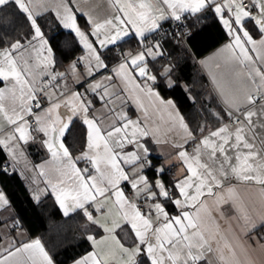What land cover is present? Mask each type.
Here are the masks:
<instances>
[{
	"label": "snow or ice",
	"instance_id": "1",
	"mask_svg": "<svg viewBox=\"0 0 264 264\" xmlns=\"http://www.w3.org/2000/svg\"><path fill=\"white\" fill-rule=\"evenodd\" d=\"M104 2L110 11L102 17L80 7L81 0H0V12L10 9L14 17L0 16V153L8 157L0 160V173L15 171L25 158L24 145L37 142L34 133L39 134V145L50 156L37 166L39 175L46 176L45 165L56 173L44 180L41 191L47 195L50 189L64 216L81 218L82 235L91 245L73 264H213V259L241 264L237 246L245 255L249 249L264 250V210H250L239 193L241 186L257 189L264 209V0ZM48 13L75 34L86 53L65 71L55 70L53 47L42 27ZM79 17L85 18V28ZM189 17L191 27L213 19L228 40L216 54L215 71L209 70L212 107L202 105L218 124L215 129L182 114L157 90L161 83L175 85L173 65L149 66V57L163 56L160 42L149 43V34L164 21ZM130 36L141 50L115 54L119 62L113 71L121 85L108 76V84L95 81L85 89L103 102L105 111L97 115L93 100L72 90L68 80L79 82L81 65L89 77L107 68L106 53ZM201 64L208 67L207 61ZM128 102L140 113L135 119L123 110ZM77 120L86 127L79 154L73 155L66 139ZM150 142L174 150L166 160L180 165L172 180L166 182L167 169L149 159ZM81 162L85 166H78ZM33 198L39 201L40 192ZM8 205L0 191V209ZM241 236L255 245L245 246ZM0 264L55 262L35 238L18 246L9 242L0 250Z\"/></svg>",
	"mask_w": 264,
	"mask_h": 264
},
{
	"label": "trees",
	"instance_id": "2",
	"mask_svg": "<svg viewBox=\"0 0 264 264\" xmlns=\"http://www.w3.org/2000/svg\"><path fill=\"white\" fill-rule=\"evenodd\" d=\"M10 11L9 9L5 12H0V16H7L9 20L14 19L13 16L8 15ZM46 17V19L41 21L42 27L50 38V43L53 47L56 62L55 70L60 71L76 58L81 46L77 43L76 37L72 32L64 30L58 24L54 18V13H48ZM78 21L80 24H85L83 17H79ZM18 23L19 21H17ZM218 28V23L214 20L202 25L191 33L190 37L187 35L186 41L188 45L181 38L167 37L165 39L167 40L166 42L171 44L169 47L170 55L157 58L151 66H154L155 69H160L165 63H170L174 66L173 78L175 85L172 88H166L161 83L158 88L164 96L170 97L175 101L182 114L195 116L198 123L206 120L211 128L218 124L204 112L202 105L209 108L212 107L214 94L193 60L192 54L194 51L199 53L215 46L222 37V33H219ZM6 31L11 33L12 28L9 27ZM131 38H127L129 43H131ZM127 43L120 42L119 46L122 48H119H125ZM136 47H139V45L132 44L131 49ZM105 57L109 64L117 61L115 55L109 58L108 53H106ZM158 60H160V64H157ZM192 97L195 99H192ZM197 113L199 114L198 116ZM226 120L227 118L224 121ZM76 123L78 127L73 129L66 139V144L73 151V155L79 152L81 132L85 129V126L79 120ZM26 148L27 156L16 166L15 171L9 168L10 171L7 174L0 173V184L14 210V216L11 221L0 216V241L5 231L2 229L3 226L14 220V223L12 222L13 225H9L11 230L16 225V227L23 229L27 236L38 235L56 264H68L87 252L91 248L90 242H87L82 235L81 218L75 213L67 217L64 216L51 193L49 192L45 195L41 191L45 188V184L35 167V162L43 158L45 152L39 142H30L26 145ZM6 159H8L6 153H0V160ZM150 159L155 166L159 163V158L156 156ZM25 164L28 165L27 168ZM153 174V171H147V175L150 178ZM172 179V171H166L164 180L167 182ZM36 192H40L39 201L33 198V194ZM168 210L170 212L175 211L171 205H168Z\"/></svg>",
	"mask_w": 264,
	"mask_h": 264
},
{
	"label": "crops",
	"instance_id": "3",
	"mask_svg": "<svg viewBox=\"0 0 264 264\" xmlns=\"http://www.w3.org/2000/svg\"><path fill=\"white\" fill-rule=\"evenodd\" d=\"M80 7L84 8L86 11L92 10L94 15L98 14V15H100L102 17L105 16V15H107L109 13V11H110L108 9V7H107V4L104 2V0H88V3H84L83 0H81ZM84 20H85V18H84ZM212 20L213 19L209 18L207 20H203V21H201L199 23H196L194 27H191L190 25L193 22V18L192 17H189V19L187 21H185V27H184V30H185V33H186V37H187L188 31H190L191 33H193L196 29H199L202 25H204V24H206L208 22L210 23ZM167 21L162 22V26ZM78 23H79V21H78ZM80 26L82 28H85L86 27L85 24H80ZM218 26H219V28H218L219 29V33H222V35H221L222 37L220 38L219 42L215 46H213L209 50L201 51L199 53H197L196 51H194L195 54L193 52H191V53H193L192 54L193 60L195 61L197 67L200 69V71L204 75L205 80H206L209 88L211 89V91L213 92L214 95H215V93L213 91V85H212L211 78H210V75H209V70L215 71L213 65H214L215 60L217 59L216 54L223 47V45L228 42V40L226 38L225 31L222 29V26L219 23H218ZM62 28H63V26H62ZM63 29L70 31L69 29H65V28H63ZM152 35H153V33L149 34L148 40H149V38ZM165 39H163L162 41H159V42L161 44V51L163 52V56L164 57H168L170 55L169 54V47L171 46V44H169L168 42H166L167 40H165ZM155 42L156 41H152V42H149V43H155ZM131 43L132 44H137V41L135 39L131 38ZM131 43L128 42L126 44L125 48L121 49V51H125L126 52V51H129V50H132L133 53L135 54L136 51L141 50L140 47H136L134 49H131V47H132V44ZM186 45H188V44L186 43ZM120 48H122V47H120ZM115 53H118V52H116L115 49H114V52L113 53H108V57L109 58L112 57L113 55H115ZM85 54H86L85 53V50L81 46V50H80L79 54L76 56V58H79L81 56H84ZM148 60H149V66L151 67L153 65V60L150 57L148 58ZM159 61L160 60H158L157 64L159 63ZM201 61H207L208 67H205L204 65H202L201 64ZM105 62L107 63L108 67L107 68H104V69H100L92 77L87 76L83 65H81V67L78 69L79 72L81 73V78H80L79 82H75L70 77L69 80H68L69 87L72 90H74V91H79L81 93H85V89L88 88L89 84H91V83H93L95 81H100V82H102L104 84H108L109 81L106 80V79H104L105 77H108V76H112L113 77V80L111 81V83L113 85L120 86L121 85V81L119 80L118 77H115L114 71H113L116 68V66H117V64H118L119 61L117 60V61L109 64L107 62V58L105 57ZM166 64H170V63H165V64H163V66L166 65ZM67 65L62 70H60V71H63L67 67ZM163 66L160 69H162ZM113 90L114 89H112V88L109 89L110 92L113 91ZM157 90L160 92L161 96L164 99H172L170 97L164 96L163 93L161 92V90L159 88ZM85 94L88 95L89 98L93 100V104H94L93 111H95L97 113V115L102 114L105 111L104 110V107H103V102L100 101L99 98L97 96H94L91 92H88V93H85ZM47 106H48V102L46 100L43 101V107H47ZM177 107H178V105H177ZM123 110L126 111L128 113V115L131 118H133V119L137 118V116L140 115V113L136 110L135 105H133L131 102H128L127 104H125L123 106ZM37 111H39V110H37ZM61 111H65L66 112L67 109L62 108ZM223 122L224 123H229L227 120L226 121H223ZM217 126L212 127V129H215ZM162 127H163V125H162ZM34 135L37 136V141H39V134H35L34 133ZM148 147L150 149L149 159L151 157H153V156H156L157 158H159V163L156 165V167H160L161 165H163L166 169L171 170L173 177H175L178 174L180 165H179V163L177 161H172L170 163H167L166 162V160L169 159L168 154L170 152H173L174 151L170 147V145H157L155 143H151L150 142L149 145H148ZM187 147H188V150L191 152L192 145L189 144ZM24 150H25V157H26L27 156V148H26V145H24ZM43 150L45 152L44 157L41 158V159H39V160H37L35 162V167H36V169H37L38 172H40V168L37 167V166L38 165H44V162L46 160H49L50 159V156L47 153V151L45 149H43ZM77 154H79V152L76 153V154H74V155H77ZM78 166L83 167L85 165H84L83 162H81ZM44 171L46 173V176H41V178L43 179V181L45 179H55L56 178V173L52 170V168H51L50 165H45L44 166ZM0 191H3L5 193V191L3 190L1 184H0ZM49 192H50V189H49ZM239 193H240V196H241V199H242L243 203L246 204V205H248L249 208H250V210L251 209H255V212H260V211L264 210L261 207V198H260V195H259V192H258L257 189H255V188H249L247 186H241L239 188ZM52 197L55 200V198H54L53 195H52ZM5 208L11 210V212H12L11 218H12L14 216V210H13L12 206L10 205V202H9V205L7 207H5ZM3 209L4 208L0 209V212ZM61 212H62V210H61ZM62 214H63V212H62ZM12 222H11V224L13 225L14 222L13 223ZM232 225H233L234 228H236V222L235 221L232 222ZM237 231L239 232V228H237ZM260 234H264V229H261L260 230ZM253 235H256V233H254ZM227 236L232 241L233 245H237V241H236L235 237L233 236V234L231 232L227 233ZM35 238H40V237L38 235L27 236L26 235V232L23 229L19 228V227H14L12 230H11V228H9L8 230H5L4 233H3L2 240L0 241V250H2L3 247H6L9 244V242H15V244L18 246L19 243H21V242H24V241H27V240H31V239H35ZM240 240L244 242L245 246H247L248 243H252L253 245H255V241H248L243 236L240 237ZM221 243H223V242H221ZM46 250H47V248H46ZM91 250L92 249L90 248L87 252H89ZM87 252H85L83 255H85ZM236 252H237V256L239 257V259L241 261V264H264V250H260L259 248H257L255 251H252L251 249H249L248 254L245 255L241 251L240 247L237 246L236 247ZM83 255H81V256H83ZM68 264H73V261H71ZM213 264H216L215 259H213Z\"/></svg>",
	"mask_w": 264,
	"mask_h": 264
},
{
	"label": "built area",
	"instance_id": "4",
	"mask_svg": "<svg viewBox=\"0 0 264 264\" xmlns=\"http://www.w3.org/2000/svg\"><path fill=\"white\" fill-rule=\"evenodd\" d=\"M181 24H184L185 25V21L177 22L175 20H168L162 26V28L159 31L153 33V35L149 38V42H152V41H162L163 39H165L167 37L174 36L175 33H179V32H184L185 33V30H184V27L185 26L184 27H181ZM181 39L185 42V44L187 43V41H186V33H185V36L183 38H181ZM115 51L116 52H120L121 49L119 47H115ZM76 59L77 58H74V60H76ZM33 124H34V122H33ZM9 171H10V169H9ZM167 171L169 172L171 170L167 169Z\"/></svg>",
	"mask_w": 264,
	"mask_h": 264
},
{
	"label": "rangeland",
	"instance_id": "5",
	"mask_svg": "<svg viewBox=\"0 0 264 264\" xmlns=\"http://www.w3.org/2000/svg\"><path fill=\"white\" fill-rule=\"evenodd\" d=\"M72 62H70L68 65H67V67L63 70V71H65V70H67L68 69V67H69V65L71 64ZM79 71V70H78ZM1 214V216L3 217V218H7V219H10V221H11V216H12V212H11V210L10 209H7V208H4L1 212H0ZM12 225L11 223H6L4 226H3V230H8L7 228H9L10 226Z\"/></svg>",
	"mask_w": 264,
	"mask_h": 264
}]
</instances>
